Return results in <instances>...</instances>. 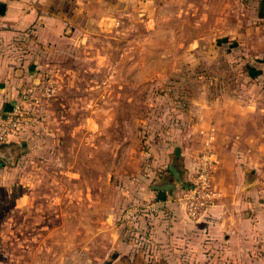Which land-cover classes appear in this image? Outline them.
Instances as JSON below:
<instances>
[{
	"label": "rangeland",
	"instance_id": "obj_1",
	"mask_svg": "<svg viewBox=\"0 0 264 264\" xmlns=\"http://www.w3.org/2000/svg\"><path fill=\"white\" fill-rule=\"evenodd\" d=\"M242 1L68 0L71 39L0 44L34 103L0 145V264H212L203 220L181 232L165 201L208 149L264 179V75L229 41Z\"/></svg>",
	"mask_w": 264,
	"mask_h": 264
},
{
	"label": "crops",
	"instance_id": "obj_2",
	"mask_svg": "<svg viewBox=\"0 0 264 264\" xmlns=\"http://www.w3.org/2000/svg\"><path fill=\"white\" fill-rule=\"evenodd\" d=\"M67 1L0 0V3L5 5L4 14L0 15V44L7 42L17 45L51 46L71 39V24L73 20H77L73 10L78 9L76 5ZM242 2L246 6V18L236 24L241 29L236 30L229 41H234V45L242 48L244 61L249 64L246 67L249 75L255 74L253 64H259V71L256 73L264 75V0ZM13 76H20L22 79L13 81L10 79ZM25 77L28 76L22 70L0 64V117L11 109L20 94L25 92L24 88L21 89L23 82L28 81ZM7 102L9 107L6 109ZM17 138V136L13 138L10 143H14ZM208 150L217 163L215 153ZM235 154L236 151L231 153V155ZM195 164L189 162L187 165L193 170ZM216 165L214 168L219 170L212 175V182L214 180L215 185L219 186L224 181L225 187L221 186L217 202H214L199 218L203 220L202 223L207 230L208 242L205 252L209 255L210 263L264 264V192L262 193L264 179L257 177V175L263 176V173L257 169L258 174L251 171L252 167L241 165H235L233 168H227L223 163ZM172 183L174 182L166 181L161 185ZM259 194L263 195L259 197ZM165 203L173 209L171 219L172 222L175 221L174 227L180 226L181 232L185 229L190 233L194 224L188 221L181 203L178 206L169 201ZM166 234L171 240L181 233L172 229ZM217 252L219 258H212ZM167 264L178 263L169 259ZM179 264L183 263L179 262Z\"/></svg>",
	"mask_w": 264,
	"mask_h": 264
},
{
	"label": "built area",
	"instance_id": "obj_3",
	"mask_svg": "<svg viewBox=\"0 0 264 264\" xmlns=\"http://www.w3.org/2000/svg\"><path fill=\"white\" fill-rule=\"evenodd\" d=\"M34 105L29 96L22 93L14 105L0 117V145L8 144L18 136L26 114V108ZM216 160L209 150L201 153L191 182L180 192L179 202L187 219L196 220L213 205L218 197L211 185V174Z\"/></svg>",
	"mask_w": 264,
	"mask_h": 264
},
{
	"label": "water",
	"instance_id": "obj_4",
	"mask_svg": "<svg viewBox=\"0 0 264 264\" xmlns=\"http://www.w3.org/2000/svg\"><path fill=\"white\" fill-rule=\"evenodd\" d=\"M5 11V5L0 3V15H3ZM178 154V151H177ZM182 187L186 188L187 185H185L184 183L181 184ZM176 188L175 183L172 184H163V185H153L152 189L157 191V199L159 201L165 200L166 198V194L168 192L174 191Z\"/></svg>",
	"mask_w": 264,
	"mask_h": 264
}]
</instances>
